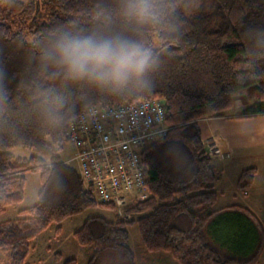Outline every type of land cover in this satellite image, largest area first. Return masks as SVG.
<instances>
[{
	"label": "trees",
	"instance_id": "1",
	"mask_svg": "<svg viewBox=\"0 0 264 264\" xmlns=\"http://www.w3.org/2000/svg\"><path fill=\"white\" fill-rule=\"evenodd\" d=\"M185 2L0 0V214L24 199L27 172L41 182L35 203L0 222L3 264H30L35 239L52 223L58 235L67 217L98 207L60 159L70 119L97 102L139 98L167 107L169 131L143 153L149 197L126 206L131 219L86 218L72 234L92 248L86 264H136L127 228L135 223L147 251H168L180 264L260 262L258 215L240 204L215 208L220 171L198 120L224 115L242 95L251 103L237 117L264 114V0H203L191 11ZM89 37L139 46L148 54L145 71L120 82L74 74L64 47ZM17 147L29 155L17 156ZM257 170H241V192ZM52 251L58 264H77Z\"/></svg>",
	"mask_w": 264,
	"mask_h": 264
},
{
	"label": "built area",
	"instance_id": "2",
	"mask_svg": "<svg viewBox=\"0 0 264 264\" xmlns=\"http://www.w3.org/2000/svg\"><path fill=\"white\" fill-rule=\"evenodd\" d=\"M166 108L155 98L97 102L69 121L68 141L74 150L65 163L76 169L98 206L110 205L124 220L134 217L126 206L149 197L143 153L169 131Z\"/></svg>",
	"mask_w": 264,
	"mask_h": 264
},
{
	"label": "crops",
	"instance_id": "3",
	"mask_svg": "<svg viewBox=\"0 0 264 264\" xmlns=\"http://www.w3.org/2000/svg\"><path fill=\"white\" fill-rule=\"evenodd\" d=\"M250 103L251 101L243 95L235 97L232 108L225 111L224 115L203 117L198 123L204 147L212 155V162L220 171V180L215 186L219 193L215 208L240 204L258 215L264 225V114L237 117L241 109ZM247 167H255L258 170L254 183L247 193H243L237 188V180L241 170ZM87 217L70 233L73 234ZM50 251L47 257L52 259L53 251ZM41 252L36 244L29 254L32 264H42ZM63 253L68 257L67 253Z\"/></svg>",
	"mask_w": 264,
	"mask_h": 264
},
{
	"label": "rangeland",
	"instance_id": "4",
	"mask_svg": "<svg viewBox=\"0 0 264 264\" xmlns=\"http://www.w3.org/2000/svg\"><path fill=\"white\" fill-rule=\"evenodd\" d=\"M201 2H203V0H186V2L184 3V9L186 11H191L195 7L199 6ZM20 148L21 147H17L13 149V152L17 156L29 155L26 152H22ZM73 150V146L69 141L63 144V150H61L60 152V159L62 160V162L68 161V159L70 160L73 154ZM25 177L26 183L24 188V199L20 203L7 206L6 210L0 214V222L9 218L17 217L16 215L18 209L31 206L36 202L38 195L37 193L40 189L41 183L39 179V173L27 172L25 174ZM262 211L264 214V210ZM90 214L102 215L108 220H114L115 216L117 215L115 214L113 208L104 206H98L93 209H88L87 211H84L78 215L67 217V219H65L60 224L62 230L58 235L55 234V229L59 224L52 223L47 230H45L35 239V245L37 244L39 250L42 251L40 253V257L41 259H43L42 264L55 263L53 258L51 259L47 257L48 251L51 252L50 249H48L49 246L52 247V249L61 250V252L67 253L66 256L68 257H75L77 264L87 263V260L90 256L89 253L92 252V248L90 246L80 245L79 242H77V239L70 233V231H73L72 229H74L81 220H84V218L89 216ZM127 228L130 232L129 244H131L130 246L137 256L136 264H180L179 261L175 259V257H173L168 251H147L145 248V244H143L141 241L139 235L140 233L136 223L134 225H129ZM28 260L31 263V255L28 257ZM3 262H5V253L0 251V264H3ZM257 264H264V251L261 255L260 262H258Z\"/></svg>",
	"mask_w": 264,
	"mask_h": 264
},
{
	"label": "clouds",
	"instance_id": "5",
	"mask_svg": "<svg viewBox=\"0 0 264 264\" xmlns=\"http://www.w3.org/2000/svg\"><path fill=\"white\" fill-rule=\"evenodd\" d=\"M64 55L71 72L95 74L101 81L120 82L129 74L138 76L148 65V54L125 41L96 42L91 37L72 40L64 47Z\"/></svg>",
	"mask_w": 264,
	"mask_h": 264
}]
</instances>
